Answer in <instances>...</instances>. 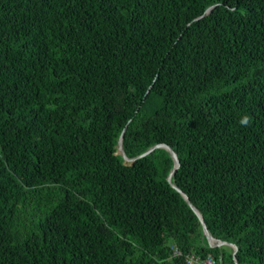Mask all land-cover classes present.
<instances>
[{
  "label": "trees",
  "instance_id": "trees-1",
  "mask_svg": "<svg viewBox=\"0 0 264 264\" xmlns=\"http://www.w3.org/2000/svg\"><path fill=\"white\" fill-rule=\"evenodd\" d=\"M123 133L264 264V0H0V264H236Z\"/></svg>",
  "mask_w": 264,
  "mask_h": 264
},
{
  "label": "water",
  "instance_id": "water-1",
  "mask_svg": "<svg viewBox=\"0 0 264 264\" xmlns=\"http://www.w3.org/2000/svg\"><path fill=\"white\" fill-rule=\"evenodd\" d=\"M214 8V6L210 7L202 17L208 15L211 10ZM201 17V18H202ZM123 137H124V133L121 135L120 139H119V142H118V145H117V153L121 154L123 156V159L126 161V163H129V164H134L138 159L152 153L154 150L158 149V148H163V149H166L167 151L170 152L174 162H175V167L173 169V171L171 172L169 178H168V181L171 183L172 187L177 190L179 193H181V195L184 197V199L187 201V203L189 204V206L195 211V213L198 215L199 219H200V222L202 224V227H203V233H204V236L206 237L207 241H208V244L210 246V248H220V247H230L233 251V258L235 260V263L238 264L237 260H236V256H237V253L239 251V248L234 245V244H231V243H228V242H225V241H222V240H217L216 238L213 237V235L210 233L202 215L200 214V212L195 208V206L193 205V203L191 202L190 198L184 193L182 192L173 182H172V179H173V175L174 173L180 168V160L178 158V155L177 153L169 146V145H165V144H160V145H156L154 147H152L151 149H149L146 153L142 154L141 156H138L136 158H128L126 156V153H125V150L123 148Z\"/></svg>",
  "mask_w": 264,
  "mask_h": 264
},
{
  "label": "built area",
  "instance_id": "built-area-1",
  "mask_svg": "<svg viewBox=\"0 0 264 264\" xmlns=\"http://www.w3.org/2000/svg\"><path fill=\"white\" fill-rule=\"evenodd\" d=\"M178 256H181L182 253L176 251ZM188 264H217L214 258L211 255H208L206 259H202L198 256L192 255L187 259Z\"/></svg>",
  "mask_w": 264,
  "mask_h": 264
},
{
  "label": "clouds",
  "instance_id": "clouds-1",
  "mask_svg": "<svg viewBox=\"0 0 264 264\" xmlns=\"http://www.w3.org/2000/svg\"><path fill=\"white\" fill-rule=\"evenodd\" d=\"M241 123L244 124V125H246V124L248 123L247 118H244V120H242ZM231 250H232V249H231ZM210 255H211V254H210ZM211 256L214 258V260L216 261V263L219 264V263L217 262V260L215 259V257H214L213 255H211Z\"/></svg>",
  "mask_w": 264,
  "mask_h": 264
}]
</instances>
